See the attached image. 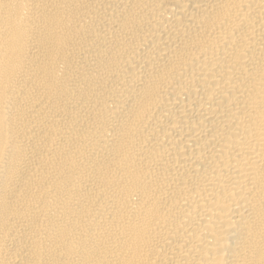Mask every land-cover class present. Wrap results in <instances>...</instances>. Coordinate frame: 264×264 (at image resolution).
Here are the masks:
<instances>
[{"label": "bare ground", "instance_id": "bare-ground-1", "mask_svg": "<svg viewBox=\"0 0 264 264\" xmlns=\"http://www.w3.org/2000/svg\"><path fill=\"white\" fill-rule=\"evenodd\" d=\"M0 264H264V0H0Z\"/></svg>", "mask_w": 264, "mask_h": 264}]
</instances>
